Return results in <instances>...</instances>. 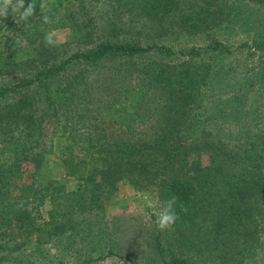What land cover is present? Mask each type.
Masks as SVG:
<instances>
[{
    "label": "trees",
    "instance_id": "16d2710c",
    "mask_svg": "<svg viewBox=\"0 0 264 264\" xmlns=\"http://www.w3.org/2000/svg\"><path fill=\"white\" fill-rule=\"evenodd\" d=\"M255 1L64 0L61 15L60 3L42 13L41 0H24L36 5L28 20L11 6L0 16V264H89L118 252L105 210L123 182L155 190L161 205L178 197L157 264L255 259L264 35L233 47L223 32L245 31L240 8ZM48 26L75 38L49 46ZM247 50L259 52L254 65L237 62ZM51 162L76 189L51 175Z\"/></svg>",
    "mask_w": 264,
    "mask_h": 264
},
{
    "label": "rangeland",
    "instance_id": "374dc122",
    "mask_svg": "<svg viewBox=\"0 0 264 264\" xmlns=\"http://www.w3.org/2000/svg\"><path fill=\"white\" fill-rule=\"evenodd\" d=\"M64 0H49V7H56L59 3V12L64 15L68 9V4ZM248 4V5H247ZM240 8V24L248 23L249 25L242 26L243 30L225 29L224 39H228L235 47L249 41L252 43V37L255 33L264 35V1H255L247 3ZM102 13L109 11L107 5H99L96 9ZM245 20V21H244ZM244 21V22H243ZM46 34H54L53 38L59 42L72 40V32L67 28H53L48 26ZM222 39V36H220ZM189 39V44L199 45L202 42L199 39ZM17 44V43H16ZM18 46L20 44H17ZM237 62L240 64L252 63L258 60L259 52L256 50H247L237 55ZM3 81L0 80V83ZM61 147V144L56 145V150ZM6 154H3L0 145V159H3ZM206 157V156H205ZM50 169L52 176L61 179L65 183L68 190H74L78 186V180L74 176H66L62 167L54 162L45 165ZM105 215L107 220L111 222L109 226L110 237L115 238L118 252L109 253L107 249L111 247L110 242H102L101 248L105 249V253H109L107 257L95 260L89 264H157L158 255L156 251V241L167 243L170 238V230L159 231L155 226L156 213L161 207V202L157 197L156 191L136 190L127 183H121L113 197L106 201ZM35 216L39 221L48 216L47 206L43 205L34 211ZM109 234V233H108ZM107 234V236H108ZM39 234L33 233L21 238L20 241L33 243ZM108 243V245H107ZM257 243L259 245L258 255L254 258H248V264H264V222H261L257 228ZM49 246V245H47ZM110 250V248H109ZM52 254L57 255L56 248L52 249ZM72 263L71 257H65L64 264ZM231 263V262H230Z\"/></svg>",
    "mask_w": 264,
    "mask_h": 264
},
{
    "label": "clouds",
    "instance_id": "9594fccd",
    "mask_svg": "<svg viewBox=\"0 0 264 264\" xmlns=\"http://www.w3.org/2000/svg\"><path fill=\"white\" fill-rule=\"evenodd\" d=\"M12 7L13 12H18L20 14L21 20H28L34 12L36 5L35 3H30L25 7L24 0H16L15 5H13V0H0V16H6L9 7ZM39 7L42 13H47L49 11V0H41ZM23 9V11H21ZM43 23L51 24L53 21L50 17L45 14L43 15ZM54 34H46L45 42L49 46H55L56 41L53 38ZM178 206V197L175 195L170 196L169 199L164 201L156 213L155 226L157 230L163 232L173 228L179 219V214L176 211ZM181 211H187L186 208L181 207Z\"/></svg>",
    "mask_w": 264,
    "mask_h": 264
}]
</instances>
